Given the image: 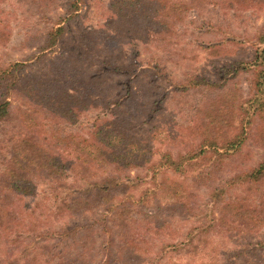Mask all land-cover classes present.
<instances>
[{"label":"rangeland","instance_id":"1","mask_svg":"<svg viewBox=\"0 0 264 264\" xmlns=\"http://www.w3.org/2000/svg\"><path fill=\"white\" fill-rule=\"evenodd\" d=\"M263 35L264 0H0V264H264Z\"/></svg>","mask_w":264,"mask_h":264},{"label":"trees","instance_id":"2","mask_svg":"<svg viewBox=\"0 0 264 264\" xmlns=\"http://www.w3.org/2000/svg\"><path fill=\"white\" fill-rule=\"evenodd\" d=\"M68 2H70V5L76 7L78 5L79 0H68ZM61 29L62 28L59 27L55 33L60 32ZM260 38H261L260 41L264 42V35L261 36ZM51 41H52L51 43L53 44L54 40H51ZM19 64H20L19 62H15V63H13V66L15 67V66H18ZM8 72H9L8 69H5V71L4 70L0 71V78H4L5 74H7ZM259 73H260V77L263 78L264 72H262L260 70ZM257 84H258V82L255 83V85H257ZM263 92H264V89L261 88V84L259 83L256 86V88L253 87V93L248 97L249 100L243 101V104L240 103L239 105H238V100H237V108L239 110H241L247 114H251L253 116L258 115L260 113H263V111H264V94H262ZM246 102H249V104H246ZM233 103H235V101ZM8 104H9V102L7 100L0 102V121H2L5 118V116L8 114ZM212 123L213 122L210 120L207 124H212ZM98 125L99 124L97 122H94L91 124V127L95 128V130H90V136L100 135L99 137H96L98 139V142L108 145V147L111 149V147H113V142L106 140V139L111 140V139H109V137H110L109 134L103 133L102 131H100ZM103 135H106V137H104ZM114 141H117L119 144H123L122 139L114 138ZM224 141L225 142L221 143V144L210 143L209 145H211L214 148H218L219 145H221V147H224L226 149H230V148H233L236 145H238L241 142V139L238 138V136H235L234 138H228V139H225ZM24 143H25V141H23L21 144H24ZM86 146L89 147L88 145H86ZM110 149H105V150L101 149L100 150V147H98V151H100V153H98V154L102 155V158H98V155L95 151H89L88 152L89 158H90V160H97L98 162H101V163H107V162H118L119 163L121 161V163L123 165H127V161H128L127 156L133 155V153H131V151L123 153L122 151L115 152L116 150H113V149L110 150ZM39 152H40L39 154H41V151H39ZM13 153L8 158H6V157L4 158L5 162L8 159H9L8 160L9 163L12 162L13 160H15V158H17L16 154L19 153V150H17V148H16L15 152H13ZM21 153L22 154H18V157H19L18 159H20L19 160L20 166H19V171H17L21 178H18L15 175L12 167L10 169H8L9 164L4 167L3 171H4V173L6 172L8 175H13V181H12L13 186H8V188L10 187L11 189H13V192H15V193L20 192V193H23V195H26L27 191L32 187L33 184H32V181L28 178V175L26 174L25 164L30 163L33 160L31 159V155H30L29 151H27L26 149L24 151H21ZM18 159H16V160H18ZM44 159H49L51 161V165L45 164L44 169H46V170L47 169H53V167H54V169L52 170L54 173H58L59 171L62 172L63 167H62L61 163L58 161L56 156L51 155L49 157H45ZM38 165H39V163H38ZM262 170H264V162L260 163L258 165V167L256 168V171H254V172L256 174L257 173L259 174L260 172H262ZM93 190L94 189L91 188V189H88L87 192H92ZM97 190H98L97 193L101 194L104 192V190H106V188L98 187ZM77 201L72 200L74 208L77 206L76 205ZM65 202L67 203V200Z\"/></svg>","mask_w":264,"mask_h":264}]
</instances>
